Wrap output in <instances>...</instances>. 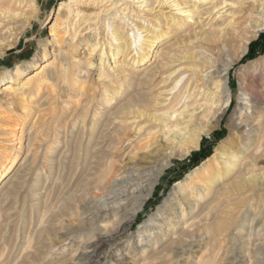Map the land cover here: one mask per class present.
<instances>
[{
  "label": "bare ground",
  "instance_id": "bare-ground-1",
  "mask_svg": "<svg viewBox=\"0 0 264 264\" xmlns=\"http://www.w3.org/2000/svg\"><path fill=\"white\" fill-rule=\"evenodd\" d=\"M248 1L62 2L58 22L51 28L54 38L62 39L65 35L75 43L80 36L90 35L84 37L87 42L83 52L85 60L73 57L71 64L61 63L58 71L65 84L59 97L75 107L62 104L60 115L52 119L38 113L29 128L26 145V158L36 152L33 160L0 180V264H75L83 254L76 257L84 242L96 235L95 242L116 239L124 222L135 220L169 160L157 169L138 162V169L132 167L117 174L112 151L127 141H131L134 149H148L158 143L160 136L171 150L188 143L198 146L206 124L221 122L232 97L230 70L247 52L251 39L243 36V26L250 20L257 31L264 29V21L254 17L253 8L249 9L245 21L241 20L244 16H237ZM251 1L257 9L262 6L258 0ZM2 4L1 22L25 15L20 7L11 9ZM238 38L242 40L241 45L233 50ZM95 54L99 72L97 89L88 88L87 82L80 80L82 73L88 75V67L94 66ZM44 58L39 55L27 62L24 69L17 66L15 71L0 75V82L5 81L3 90L24 99L26 95L38 94L46 86H53L56 76L51 68L55 64ZM261 62L264 56L249 61L239 71L241 90L255 105L252 116H243L241 111L239 122L231 121L229 135L218 144L214 154L193 169L185 180L176 183L164 208L168 214L163 216L161 210L154 214L143 230L141 241L146 239V243L141 247L140 257L135 255L129 264H161L171 252L183 255L190 247L203 244L207 245L206 249L194 256L197 264H215L216 255L223 247L224 262L219 263L233 264V240L246 235L244 244L253 248L248 250L245 264L264 263V188H261L264 184L261 182L264 176V77L258 73ZM144 63L148 65L143 75L131 77L132 69ZM31 69L33 71L19 82L20 76ZM16 82L20 83L18 88ZM65 121V134L71 130V157L65 164H59L58 169L67 167L70 176L66 169L67 174L57 178L59 183L51 196L53 189L42 193L43 175L38 154L43 144L40 142L47 138L50 129L57 138ZM21 125L19 136L14 134L12 126L2 130L11 135L7 138L11 145L18 140L19 149L24 146L28 129L26 122ZM249 125L251 127L247 128ZM75 128L78 130L74 131ZM131 129L134 134L129 133ZM233 134L237 136L232 142ZM49 144L48 152L53 148ZM228 144L231 148H227ZM180 149L178 153L184 154ZM47 151L42 156V165ZM0 155L9 159L6 166L9 172L19 153L10 157L8 149L4 148ZM79 165L82 166L79 180L66 192L64 182H71V175H75ZM18 171L24 174L13 181ZM58 174H61L59 170ZM28 176L36 179L29 183ZM26 188L34 200L31 211L19 213L16 224L9 225L10 217L3 218L2 205ZM97 189L102 191L96 192ZM67 240L69 243L63 244ZM222 242L226 245H221ZM58 245L60 248L55 251Z\"/></svg>",
  "mask_w": 264,
  "mask_h": 264
},
{
  "label": "rangeland",
  "instance_id": "rangeland-1",
  "mask_svg": "<svg viewBox=\"0 0 264 264\" xmlns=\"http://www.w3.org/2000/svg\"><path fill=\"white\" fill-rule=\"evenodd\" d=\"M65 1L66 0H0V3H4L2 5L5 8L14 9L16 7L17 9L20 7V9H22L25 13V15L8 18L5 22H1L0 20V75H3L9 71L11 72L12 70L15 71L17 66H21L24 69L27 62L33 61L35 57L39 55H44V60L53 62L55 64V70L54 68H51V71L54 72L56 76V80L54 81L53 86H46V88H44L38 94L26 95L24 96V99L18 94L6 93L3 90V83L5 81L0 82V152L3 151L4 148H7L10 157H12L14 154L19 153L17 162L12 166L9 172L7 171L8 168L6 169L7 164H9V159L5 160L4 157L0 155V173L2 172V175H0V180L5 174L12 175L19 166H21V170L33 160L36 152L28 154L29 156L26 158L28 151L26 145L29 141V128L32 122L36 119V115L41 112V115H43L44 117L52 119L53 117L60 115L62 104L67 105V103L63 102L64 100L59 97L62 92L63 86L65 85L63 84L62 78L58 75L61 63L71 64L72 61L75 60L74 58L84 60L86 58L85 53H83L87 44V42L84 40V37L89 38L90 35H82L80 36L81 42L80 39H77L75 43H71L69 39L70 37L65 35L62 39L56 40L53 36L54 32L51 31L52 26L58 22L56 20L58 17L59 8L62 5V2ZM258 1L260 4H262V6H260L258 9L257 7H253V2L251 0L243 5V10L237 13V16L239 18L244 16V18L241 19L242 22L246 20L250 11L249 9L252 8L254 17L257 20L264 21V0ZM32 2L34 3V6L31 5ZM157 5L158 2L155 3V6ZM158 9L159 6H157L156 10ZM259 11H262L263 14H258ZM256 13L258 15H256ZM8 26H11L10 30H7ZM243 28V36H250L251 39L248 44L247 52L240 60H238L233 65L230 70V85L232 90V97L221 122L215 125L213 121L206 124L205 130L200 134L198 146L192 143H188L187 145L184 144L179 147L181 148L180 150H184V154L182 155L178 153L179 148L171 150L169 146H167L165 139L161 136L158 138V143H153L151 147L144 150L134 149L133 146H130L131 141H127L123 145H119V148L117 146V148L114 149L111 153L112 161L114 162V167L116 168L115 172L117 174L125 170L127 171L132 167L138 169V162H141L142 165L144 164L148 167L154 166L156 169L165 161L169 160V162L165 169L162 171V175L158 183L156 184L153 193L147 199L144 208L137 213L135 220L133 219L129 220L130 222H124L123 226L120 227L119 235L116 239L109 238L107 241L102 240L100 242H95L97 239L96 235L91 237L87 242H84L86 244L80 247L76 257L79 255V253L83 254L81 258H77L75 264H117V262H123L124 264L128 262L127 264H129L130 262H133L135 255L139 259L141 247L144 243H146V239L141 241L144 236V227L150 224L149 222L151 218L158 211L161 210L164 214L163 216L168 214V212H166L164 208L168 205V202L171 199V192L176 183L185 180L186 176L193 169H195L203 161L214 154L218 144H220V142L229 135V124L231 123V121H236V123L239 122L238 118L241 114V111L243 113V116L246 114L252 116L255 105L251 101H249V97L241 90L239 71L241 67L247 64L249 61L260 59V57L264 56V52L258 51L254 57L246 58L250 51V44L258 40L261 35H264V29L257 31L254 22H250V20L247 24H244ZM101 36H99L100 40L103 41L101 39ZM241 42V38H238L234 44L233 50L238 49L241 45ZM160 44L161 43H159L158 46ZM152 59L153 58H151V61H153ZM42 62L43 61H41V63ZM147 63L133 68L132 70L134 71V75L131 77H141L143 75V69L148 65ZM217 64H219V62H217ZM97 67V54H95L94 66L88 67V75L87 73H84L85 75H83L82 73V79H80L87 82L86 86L88 88L97 89L99 87V72ZM32 71L33 70L31 69L23 73L20 76L19 82L23 80L26 74ZM258 71V73L264 77V62H261ZM19 82L15 83V86L17 88L20 85ZM67 106L71 108L75 107L74 104H68ZM262 106H264V104H262ZM66 121L62 122L63 125L62 127H60V130H62V132L57 138L54 134L55 132L50 129L48 131L47 138H45L43 142H40L41 144H43V147L40 149V152L38 154L40 158L39 165H41L40 172L43 175L42 179L44 189L42 190V193L53 189L51 196H54L55 194L56 187L58 186L57 183H59V176L63 173H66V169L67 173H69L68 176H70V171H68L67 167L66 169H58L59 164H65L66 159L71 157V152H69L71 130L67 134H65L64 130ZM22 122H26V126L28 127V129L25 132L23 142L24 146L23 148L19 149L20 143H18V140H14V144L11 145V143H9L10 140H8L9 138H11V135H7L3 131L6 130L7 126H12L14 134H17L19 136ZM249 127H251V125L247 126V128ZM77 130L78 129L75 128L74 131ZM129 133L134 134V129L129 130ZM236 136L237 135L235 134L230 136L232 142L233 139L235 140ZM48 144L50 146L52 145L53 147L49 152L46 150ZM231 144L232 143H230V145ZM230 145L228 144L227 148H231ZM35 147L36 146H34L33 148ZM202 149L203 151H205V153H207V156L199 162L193 163L192 156L195 152H199ZM46 151L47 155L45 158L44 166L41 164V160L43 159L42 156ZM2 161H4L5 164L2 165ZM25 161L26 163H24ZM81 169L82 166L79 165L75 175H71L72 177L70 181L72 183L70 181L69 184L67 183V181L64 182V187L66 186V192L67 190L69 191L70 189L74 188V186L76 185L77 181L79 180L77 178L82 171ZM58 170L61 174L57 175ZM16 174L17 175L15 178H13V181L18 180L16 178H19L24 173L18 171ZM27 179L29 183H32L36 178L35 176H28ZM261 182L264 183V176ZM1 184L2 183H0V185ZM261 188H264V184ZM93 191H95V189H93ZM101 191V189L96 190V192ZM26 195H28L27 188L23 189L18 196L12 195L11 197H9V199L5 201V204L2 205L3 218L8 216L10 217L11 222L10 224L8 223L9 225L16 224L17 220H19V213L21 214L26 210H28V212L30 213L34 200H31L32 198H30V196L28 195L27 202H24ZM246 237L247 235L242 239L236 236V238L233 240L235 243V246H233L235 252H233V255H231L233 264H245V262H247V252L248 250H252L253 245L244 244L246 241ZM68 243L69 241L67 240L63 244L66 245ZM220 244L224 246L226 245V242H222ZM205 246L207 247L206 244L195 246L193 249H191L192 247H190V250L183 255H180L177 252H171L169 256L165 257L162 260L161 264H197V259H195L194 256L199 254L201 249L205 250ZM208 247H210V245ZM59 248L60 245L55 248V251H57ZM219 248L220 246L218 247V249ZM224 251V247L223 249L221 248L220 251H218L219 253L216 255L215 264L224 262Z\"/></svg>",
  "mask_w": 264,
  "mask_h": 264
},
{
  "label": "trees",
  "instance_id": "trees-1",
  "mask_svg": "<svg viewBox=\"0 0 264 264\" xmlns=\"http://www.w3.org/2000/svg\"><path fill=\"white\" fill-rule=\"evenodd\" d=\"M258 51L264 52V35H261V37L258 40L250 44V51L246 58L254 57ZM206 154L207 153H205L203 149L199 152H195L194 155L192 156L193 163H197L203 158H205L207 156Z\"/></svg>",
  "mask_w": 264,
  "mask_h": 264
}]
</instances>
